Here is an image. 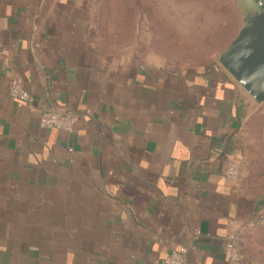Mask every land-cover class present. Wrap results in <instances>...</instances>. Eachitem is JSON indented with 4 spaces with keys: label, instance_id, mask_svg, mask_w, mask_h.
<instances>
[{
    "label": "crops",
    "instance_id": "obj_1",
    "mask_svg": "<svg viewBox=\"0 0 264 264\" xmlns=\"http://www.w3.org/2000/svg\"><path fill=\"white\" fill-rule=\"evenodd\" d=\"M69 2L0 0V264H165L182 248L186 264H264L247 225L264 212L247 187L254 101L223 68L114 51ZM51 110L74 130L42 128Z\"/></svg>",
    "mask_w": 264,
    "mask_h": 264
},
{
    "label": "rangeland",
    "instance_id": "obj_2",
    "mask_svg": "<svg viewBox=\"0 0 264 264\" xmlns=\"http://www.w3.org/2000/svg\"><path fill=\"white\" fill-rule=\"evenodd\" d=\"M251 4L250 0H74L68 6L80 7L81 14L97 24L99 35L112 40L114 51L121 47L150 56L179 72L222 68L219 55L237 34L243 12ZM254 104L248 133L254 140L252 150L259 165L251 170L256 173L253 175L263 173L247 183L252 198L264 195V103L254 101ZM261 214L264 212L257 210L255 217ZM250 222L247 223L252 227L250 231L263 237L264 224Z\"/></svg>",
    "mask_w": 264,
    "mask_h": 264
},
{
    "label": "water",
    "instance_id": "obj_3",
    "mask_svg": "<svg viewBox=\"0 0 264 264\" xmlns=\"http://www.w3.org/2000/svg\"><path fill=\"white\" fill-rule=\"evenodd\" d=\"M242 23L218 63L257 103H264V0H250Z\"/></svg>",
    "mask_w": 264,
    "mask_h": 264
},
{
    "label": "built area",
    "instance_id": "obj_4",
    "mask_svg": "<svg viewBox=\"0 0 264 264\" xmlns=\"http://www.w3.org/2000/svg\"><path fill=\"white\" fill-rule=\"evenodd\" d=\"M10 96L13 99L22 101L26 103L28 106L32 107L34 103V99L32 94L26 89L22 79L15 78L12 81ZM78 122V118L68 112H59L55 110L48 111L44 114L39 121V124L42 128L45 129H63L66 131H73L76 124ZM241 175V165L237 161L229 162L225 176L229 180H237ZM252 225L256 224H264V215L261 214L257 218L250 220ZM226 251L230 257V259L234 262H241L243 260V255L241 252L240 240L236 234H231L226 242ZM185 250L179 249L174 250L169 253L164 258L165 264H186L184 257Z\"/></svg>",
    "mask_w": 264,
    "mask_h": 264
},
{
    "label": "trees",
    "instance_id": "obj_5",
    "mask_svg": "<svg viewBox=\"0 0 264 264\" xmlns=\"http://www.w3.org/2000/svg\"><path fill=\"white\" fill-rule=\"evenodd\" d=\"M258 162H259V159L254 163V166L252 168L253 170H255L256 169V166L259 165ZM253 170H251V172H252L251 173V178H253V179H254V177L257 178V177L261 176V173H263V172H261V173L259 172L258 175H253V174H256ZM254 217H255V215H254Z\"/></svg>",
    "mask_w": 264,
    "mask_h": 264
}]
</instances>
